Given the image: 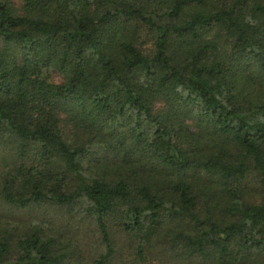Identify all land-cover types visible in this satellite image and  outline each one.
<instances>
[{
    "label": "trees",
    "instance_id": "trees-1",
    "mask_svg": "<svg viewBox=\"0 0 264 264\" xmlns=\"http://www.w3.org/2000/svg\"><path fill=\"white\" fill-rule=\"evenodd\" d=\"M20 1L0 0V204L29 215L0 214V264H71L53 210L92 225L94 264L113 228L140 262L264 264V0Z\"/></svg>",
    "mask_w": 264,
    "mask_h": 264
},
{
    "label": "rangeland",
    "instance_id": "rangeland-1",
    "mask_svg": "<svg viewBox=\"0 0 264 264\" xmlns=\"http://www.w3.org/2000/svg\"><path fill=\"white\" fill-rule=\"evenodd\" d=\"M9 1L16 8V10L20 9V0ZM50 74L52 81H60V77L55 72H53V70L50 72ZM154 107L157 111H162L161 109L163 108V104L157 102L155 103ZM260 199L261 196L256 195L253 198V201L259 202ZM0 214L1 216H7L8 220L12 223H18V221L27 219L29 212L24 210L11 211L4 205L0 204ZM49 215L55 219L53 225L64 234L63 238H66L72 247L77 246L70 263L94 264L93 260L98 256L97 250L99 247L97 234L94 233V228H92V225L80 216H68L64 210L62 213H57L53 210L50 211ZM112 239L116 242L117 253L115 258L111 261V264H170L165 258L158 260L157 255L148 257L144 262L138 261L136 256H134L132 249H130L127 245V236L115 228L112 229Z\"/></svg>",
    "mask_w": 264,
    "mask_h": 264
}]
</instances>
